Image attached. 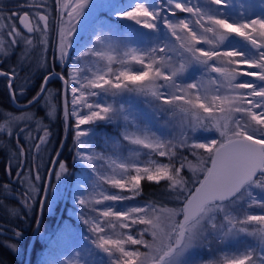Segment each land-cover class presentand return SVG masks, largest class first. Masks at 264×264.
Segmentation results:
<instances>
[{
    "label": "snow or ice",
    "instance_id": "snow-or-ice-1",
    "mask_svg": "<svg viewBox=\"0 0 264 264\" xmlns=\"http://www.w3.org/2000/svg\"><path fill=\"white\" fill-rule=\"evenodd\" d=\"M26 6L29 11L7 16L0 8L6 21L0 62L18 49L23 60L39 45L40 67L49 66L51 50V70L23 106L19 98L30 81L17 86L15 67L0 70L21 111L0 113V134L15 140L16 180L28 186L18 195L30 210L40 165L27 169L30 179L24 164L28 153L40 157L52 133L25 109L46 99L51 118L54 96L61 97L65 139L70 129L72 162L81 166L72 199L86 229L83 256L91 258L79 259L78 252L75 264H264V0L259 14L255 3L230 12L231 0H32ZM103 12L131 22L128 33L106 22ZM133 64L139 68H113ZM54 79L62 82L56 94L48 88ZM126 95L144 98L150 111L133 114L120 99ZM161 118L167 134L150 123ZM32 123L41 135H33ZM101 123L119 131L97 145ZM144 150L148 164L138 159ZM60 156L56 151L48 160L57 181L69 171ZM6 170L11 176V165ZM145 180L163 182V199L138 200ZM2 187L11 192L10 185ZM40 203H48L47 189ZM253 207L262 211L253 214ZM64 234L72 235L70 225ZM13 235L22 238L21 231ZM242 237L255 246L213 249ZM201 251L207 255H197Z\"/></svg>",
    "mask_w": 264,
    "mask_h": 264
},
{
    "label": "trees",
    "instance_id": "trees-1",
    "mask_svg": "<svg viewBox=\"0 0 264 264\" xmlns=\"http://www.w3.org/2000/svg\"><path fill=\"white\" fill-rule=\"evenodd\" d=\"M30 3H28V1L27 2L23 1L20 4H24L26 6L27 4ZM256 4L259 6L258 2H256ZM10 5H12L11 0H0V8H3L4 16L8 15L6 14V12L9 10L6 7L7 6L9 7ZM38 63L36 65L34 64L30 65L28 63H24L21 65L12 66V65H8L5 61L0 62V70L10 71L14 67L16 68V71L20 77V79L16 81L17 86L24 84L25 80L30 81L29 84L27 85L28 91H26L25 96L19 98V102H26L39 90L42 76L43 74L46 73V71H48V67L44 70L34 69L33 67L38 66L39 65ZM58 69L59 66L56 67V70ZM64 71L66 74V69ZM6 82H7L6 78L0 77V113H4L6 111H12L15 114H17L21 111L20 109L13 108L11 106L8 91L6 88ZM48 88L52 92L54 91V94L58 93V91L60 90L59 80L56 79L52 80L49 83ZM42 100L45 101L46 99H41L39 103L25 109V111H29L30 113L34 114V116L38 120L40 119L42 121V119H44L43 123H45L48 126V128L52 133L51 137L49 138V143L46 149L42 150L43 152H41V157H42L41 160L38 159L36 161H31V156H30V158L26 159V163L24 167L25 171L29 173L27 169L32 168L34 163H39L40 165L39 172L41 179L39 181H34L37 183V186L39 187L41 185V182L44 180L46 169L48 168L49 165L48 160L50 157L54 155L62 138L63 129H64L63 119L60 113V104H59L60 96L59 95L54 96V101L58 104H57V114L53 119H48L44 115L45 108L43 106L41 110L39 111L38 109L36 110V108H38V106L41 104ZM1 120L2 119H0V121ZM21 126L23 125L21 124ZM105 127L109 128L110 126L106 125ZM0 137H4V139L8 143L12 141V140L11 141L8 140L5 134H0ZM71 140H72L71 130L69 129V134L67 136V139H65L64 137V141H63L64 147L60 150L61 152L60 159L69 162V171L66 174L67 177L64 185L61 187V191L59 192V195L56 191H54L55 201L57 202H55L54 205L55 207H53V209H51V206H49L48 214L51 212L50 215L44 214L47 203L44 204V211H43V216L41 219L39 231L29 250L28 264H41V261L39 259V255H40L39 249L41 248V244L43 243V238H41V243H40L39 234L42 237V234L46 232V228L48 226L49 227L51 226L52 228H57L58 227L57 225H59L61 220H63L65 213L68 210V205L70 203V192H71L70 184L74 179V171H75V164L72 162V157L74 155V148ZM10 152L15 153L12 148H10ZM8 164L11 165V169L13 172V169L16 167L18 163L16 162L15 159L10 157L8 160ZM16 170L17 169H15V171ZM53 182H54V175H51L50 188ZM5 184L10 185L11 187V192L8 194L5 193V190L2 187ZM162 186H163V182H161V185H156L155 183L152 182L142 181L143 192H142V196L138 199L141 201L163 199ZM25 189H27V187H25L24 185L22 187L21 184H19L12 178V175L7 177L6 174L4 173L0 176V225H3V229H2L3 235H0V264H23L25 245L28 241L35 220L34 205H36V200H38L36 194L33 196L34 197L33 207L30 210L28 208L23 207L21 202L22 198L19 197L18 194L23 192ZM50 191L51 189H49L48 191L47 201L49 198ZM39 195L40 192L38 193V198ZM61 202H62V210L56 220V214L58 212V208L60 207ZM13 213H15V215ZM17 230L22 232V238H20L19 240L15 239L13 235L14 231ZM75 232L78 233L79 229L76 228ZM73 233L74 232H72V234ZM13 243L17 244L18 247H20V253L18 255L14 254L11 251V247L9 245Z\"/></svg>",
    "mask_w": 264,
    "mask_h": 264
},
{
    "label": "rangeland",
    "instance_id": "rangeland-1",
    "mask_svg": "<svg viewBox=\"0 0 264 264\" xmlns=\"http://www.w3.org/2000/svg\"><path fill=\"white\" fill-rule=\"evenodd\" d=\"M255 1L259 3V0H231L233 7L228 9V11L236 13V12L241 10V6L246 7L250 3L256 4ZM113 2L116 4L122 5V4L130 3L131 0H113ZM255 9H257V10H255ZM255 9H254V12L256 14H259L262 11V9L258 5H257V7H255ZM181 15H184V14H181ZM101 16L103 19L106 20V22L120 26L122 34L128 33V31H129L128 25L131 22L126 21V20H118L116 17L111 16L110 13H108V12L101 13ZM75 52H76V50L74 49L72 54L75 55ZM37 54L39 57V60H38L39 65L35 66L33 68L34 69H40V70L46 69L45 67H40V64L43 60V57L41 55V51L40 52L37 51ZM101 67H102V65H101ZM121 67H131V69H133V70H136L139 68L138 65H134V64L130 65V66L129 65H124V66L113 65L114 69L121 68ZM52 93H54V91ZM120 99L122 102H124L126 104V106L130 105L133 114H142V113H147L150 111V107L147 103L144 102V98L137 97L135 95H126ZM56 104H58V103H56ZM43 107L45 108L44 115L48 119H53L55 116L50 118L47 115L48 110L46 108V100L43 102ZM20 114H21V112L17 113L16 115H20ZM39 121L42 122L41 123L42 125H46L45 123H43L44 119H42V121L39 119ZM69 121H70V124L73 122L71 119ZM0 123H3V120H1ZM150 123L152 124V126L154 128H160V130L162 132L167 134L168 129L164 127V119L163 118L159 119L158 123L154 122V121H150ZM105 126L106 125L103 123L95 126V128H96V140H95V142L97 145H99L102 142L101 141L102 137H105V136L115 137V135L119 131L114 126L108 125V126H110L109 128H107ZM31 127L34 129L33 135L35 136L36 133H38L37 131H35V123H32ZM72 144H73V142H72ZM96 150L99 151L100 150L99 147H97ZM84 151L87 152L88 149L86 148V149H84ZM146 151L147 150H144V152H142L140 154V156L138 157V159L142 162V164H148L149 163V156L146 155ZM125 155H127V153H125ZM151 159H155V160L162 161V162H167L165 158H159V157H155V156H153ZM80 168H81V166L79 164H75L74 179L70 184V191H71L70 192V203L68 205V210L66 211L63 220H61L59 225H57L58 226L57 228H52L51 226L50 227L48 226L46 228V232H44L42 234V237L39 234L40 243H41V238H43V243L41 244V248L39 249V251H40L39 259L41 261V264H75L76 260L78 259V257H77L78 252L81 253V257H79V259H83V258L91 259L90 257H84L83 256L84 250L87 247V242L83 241L81 237H82V234H84L86 232V229L81 224V222L77 219L78 206L74 203V200L72 199V193L76 190V183H77L78 178L80 177ZM66 174L62 175L60 181H57L55 176H54V182H53L51 188H49V189H51V191L49 193L48 203H47L44 214L50 215L51 212L48 214L49 205L51 206V209H53V207H55L54 205H55V202H57V201H55L54 191H55L56 187L58 186L59 191L57 193L59 195V192L61 191V187L65 183V180L67 177ZM34 185H36V187H34L35 192H33V194L36 193V188H37V183L33 181V186ZM24 186L28 187L27 184H25ZM255 191L257 193H259V190H255ZM258 198H260L259 195H258ZM139 201H141V200H139ZM132 203H134V202H132ZM70 208H72V209H70ZM250 211L253 214H259L262 210L259 208L253 207ZM68 220H71V221H68ZM69 225L72 228V232H74L71 236L64 234L65 227L69 226ZM76 228L79 229L78 233L75 232ZM249 245L255 246V241L252 238L242 237L239 241L231 242L228 245H217L214 243L213 249H214V251H217V252H219L220 250H224V251H228V252H234L236 250L243 251L245 249V247L249 246ZM11 251L14 254L18 255L20 253V247H17V249L15 251L12 250V248H11ZM197 255L203 257V256H206L207 253L205 251H201ZM54 257H57L58 259L54 258ZM96 264H99L98 260H97Z\"/></svg>",
    "mask_w": 264,
    "mask_h": 264
},
{
    "label": "flooded vegetation",
    "instance_id": "flooded-vegetation-1",
    "mask_svg": "<svg viewBox=\"0 0 264 264\" xmlns=\"http://www.w3.org/2000/svg\"><path fill=\"white\" fill-rule=\"evenodd\" d=\"M23 1H28V3H30L32 0H11V2H12V5H10L9 7L7 6L6 8L9 10V11H7L6 12V14H8L9 15V13H14V12H17V11H19L21 14L23 13V11H29L30 9H28L24 4H20L21 2H23ZM6 21H4V20H0V24H3V23H5ZM13 21H7V23H12ZM16 24H17V27H22V26H20L19 25V22L18 21H14ZM53 36H54V33H53ZM37 51H41V47L39 46V45H37V48L36 49H34V50H32V51H30L29 52V55H28V57H26V58H24L23 60H21V59H19L18 57L21 55V53H20V50L18 49L17 50V54L16 55H13V56H10L9 58H7L6 60H4L8 65H12V66H16V65H21V64H24V63H28V64H30V65H36L37 63H38V60H39V57H38V54H37ZM47 60H48V70H51V62H50V55H49V52H48V55H47ZM39 64V63H38ZM25 96V95H24ZM32 98V97H31ZM30 98V99H31ZM10 100V99H9ZM27 102V101H26ZM43 100L41 101V104L38 106V108H36V110L38 109V111L39 110H41L42 109V106H43ZM21 103H24V102H19V104H21ZM11 104V103H10ZM12 106V105H11ZM13 107V106H12ZM13 108H15V107H13ZM16 109H20V108H16ZM38 120V119H37ZM42 130L40 131V132H38V133H36V135H41L42 133ZM61 141V140H60ZM25 141L23 140V139H21V143H24ZM31 143H33V141H31V140H28V144H31ZM10 148H12L13 150L15 149V140H12L10 143H8V142H6V140L4 139V137H0V176L2 175V174H6V176L7 177H9L10 175L8 174V171L6 170L7 169V167L9 166V164H8V160H9V158L10 157H12L13 159H15L16 160V162L18 163V159H17V154L16 153H13V152H10ZM61 150V149H60ZM41 152H43V151H41ZM30 156H31V161H36V160H38V159H40L41 160V153H40V157L38 158V159H36V160H34V157H33V154L32 153H28V155H27V159L28 158H30ZM49 166L50 165H48V168H49ZM24 167H25V164H24ZM48 168L46 169V173H47V171H48ZM15 169H17L16 171H15ZM19 169H18V164L16 165V167L13 169V172H12V178L16 181V182H18L17 180H16V172L18 171ZM46 173H45V176H46ZM24 176H29V173H27L26 171H24ZM29 178H30V176H29ZM31 179V178H30ZM44 180H45V178H44ZM44 180L41 182V185H40V187L39 186H37V188H36V193L35 194H33V196L34 195H36V197H37V199L38 200H36V205H34V212H35V220H34V224H35V221H36V216H37V208H38V203H39V200H40V196H41V192H42V189H43V185H44ZM50 181H51V175H50V178H49V182H48V190H49V188H50ZM19 183V182H18ZM20 184V183H19ZM34 187H36V185H34ZM38 188H39V190H38ZM37 190H38V193L40 192V195H39V198H38V193H37ZM48 190H47V192H48ZM57 194V193H56ZM43 211H44V205H43V207H42V211H41V217H40V221H39V225H38V229H37V232H36V234H35V236H34V239H33V241H32V244H33V242H34V240H35V238H36V236H37V233H38V231H39V227H40V223H41V219H42V216H43ZM33 227H34V225H33ZM32 230H33V228H32ZM32 230H31V233H32ZM31 233H30V236H31ZM30 236H29V238H30ZM28 238V239H29ZM32 244H31V246H32ZM26 246V245H25ZM31 246H30V248H31ZM30 250V249H29ZM25 251V250H24ZM28 256H29V252H28Z\"/></svg>",
    "mask_w": 264,
    "mask_h": 264
},
{
    "label": "water",
    "instance_id": "water-1",
    "mask_svg": "<svg viewBox=\"0 0 264 264\" xmlns=\"http://www.w3.org/2000/svg\"><path fill=\"white\" fill-rule=\"evenodd\" d=\"M53 38H54V36H53ZM51 58H52V53H51V50H50V60H51ZM61 69V68H60ZM60 82V90L62 89V82L61 81H59ZM6 88H7V82H6ZM7 91H8V93H9V90H8V88H7ZM9 95V94H8ZM9 99H10V97H9ZM10 103H11V105L13 106V107H15V108H19L18 107V105L17 104H13L12 103V101H11V99H10ZM27 103V102H26ZM26 103H22V104H19L20 106H23V105H25ZM60 105H61V97H60ZM60 113H61V115H62V112H61V109H60ZM62 119H63V135H62V138H61V141H60V143H59V145H58V148H57V150L56 151H60V144H61V142L64 140V137H65V123H64V118H63V115H62ZM55 155V154H54ZM53 155V156H54ZM50 167V166H49ZM49 178H50V174H49V168H48V171H47V173H46V176H45V180H44V185H43V189H42V192H41V196H40V200H39V203H38V208H37V216H36V221H35V225H34V227H33V230H32V233H31V236H30V238H29V241H28V243H27V245H26V248H25V254H24V261H23V264H27V262H28V252H29V249H30V246H31V244H32V241H33V239H34V236H35V234H36V232H37V229H38V225H39V221H40V217H41V211H42V206H41V200L42 199H44V197H45V189H47L48 190V182H49ZM61 210H62V202H61V204H60V207H59V210H58V215H59V213L61 212ZM57 215V216H58Z\"/></svg>",
    "mask_w": 264,
    "mask_h": 264
}]
</instances>
